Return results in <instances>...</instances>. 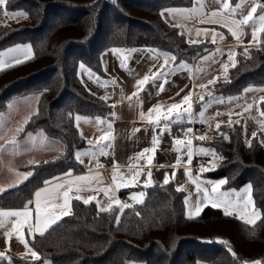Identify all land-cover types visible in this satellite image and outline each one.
I'll use <instances>...</instances> for the list:
<instances>
[{"label": "trees", "instance_id": "1", "mask_svg": "<svg viewBox=\"0 0 264 264\" xmlns=\"http://www.w3.org/2000/svg\"><path fill=\"white\" fill-rule=\"evenodd\" d=\"M191 3L192 0H6L0 6L1 13L14 9L23 13L19 18H0V49L23 41L32 47V58L0 70V110L12 95L37 92L36 108L19 133L41 128L62 144L57 154L29 163L32 175L27 179L3 188L0 204L23 205L35 186L60 173L84 168L75 149L85 140L68 113L104 115L112 107L82 81L79 61L106 75L101 52L107 46L149 45L170 53L175 57L173 61H191L211 45L208 40H188L177 23L161 16L164 8L188 7ZM213 81L208 94L227 95L239 93L244 87H264V34L256 43L237 48L226 75ZM258 106L264 112V99L258 100ZM220 125L216 133L199 135L207 136L205 141L195 137L192 163L200 165L205 161L208 170L201 173L224 176V186L249 181L254 204L261 214L254 225L234 213L226 215L211 204L189 219L185 191L177 190L173 178H168V184L154 180L145 187L142 198L123 212L115 204L112 210L101 212L95 202L85 204L71 198L67 215L62 214L43 235L28 237L38 260L8 248L0 264L264 262V143L258 135L253 139L254 133L245 135L242 116ZM196 157L202 161H196Z\"/></svg>", "mask_w": 264, "mask_h": 264}, {"label": "crops", "instance_id": "2", "mask_svg": "<svg viewBox=\"0 0 264 264\" xmlns=\"http://www.w3.org/2000/svg\"><path fill=\"white\" fill-rule=\"evenodd\" d=\"M231 3L234 6L236 1ZM248 6L250 5H247L243 9L245 14L247 12ZM220 8L221 4L214 2V0H192L191 5L188 7L171 6L162 10L164 13L163 16L177 23L179 27L185 32L188 40L203 39L211 42L210 46L196 54L191 61H173L171 59L172 56L170 53L162 52L149 45H135L128 47L125 52L120 50V54L113 53L111 48L104 51V53L101 52V60L106 71V75H99L105 77L106 81H99L92 76L90 77L85 71L80 70L81 77L91 84L93 88H90L87 86V84L86 86L106 98V100L111 103L112 107L111 110L104 115H84L79 113L71 114L76 126L77 122L75 121L74 117L76 115L82 117V120L78 123L77 128H79V132H82L83 137H85V144L82 147L80 146L75 149V156L78 151L81 153L80 159L83 160V163L81 164L84 165V168L80 170H69L44 181L32 189L27 203L23 205L0 204V211H20L25 207H28L32 210V216L30 217V220L31 222L35 223V193L43 188H51L57 183L66 184V182L69 180L75 181L77 177L82 176H88L92 179L87 182L82 181L78 184L74 183L72 185L70 197L79 196L83 199H86L88 196H97L100 202L99 206L101 207L108 206V203L110 202L109 197H111L113 200L120 201V196L122 193L129 194L135 199H141L143 195L141 196L140 194L144 193L146 187L145 184L149 179L147 175L149 172L151 173V182L154 180L164 181L167 175V178H173L176 186L182 187L184 189L186 196L185 201L187 200V203L185 202V212L187 214L189 210H192L194 215L196 214L194 211L196 207H199L201 211L204 205L211 204L206 203L202 195L198 197L193 181L199 182L202 189H210L212 186L211 182L225 179V177L211 176L201 173L199 169L201 167L205 168L204 165H207L205 161L203 164L199 165L192 163L191 159V163L189 164L187 162V152L189 149L184 147V145H175L174 139L178 138L184 141L191 140V142L192 139L182 135H177L175 134L174 130L177 126L187 125L191 119L194 118L197 123L204 124V126L207 125V127H209L211 130L209 133L217 132L216 126H211V122L219 115L224 114L227 110L237 106V102L240 101L239 99L242 96L233 99L225 107L221 106V103H219L220 108L218 110L213 111L212 109H209V112L199 116L197 113L200 112L201 104L199 105V103H197V90H200L204 95L208 94L209 90L206 88L209 84V80L204 81V78L211 76L212 71L210 70L211 67H215L216 65V55L221 54L224 57V54L228 53L230 50H236L237 48H240L246 44L256 43L261 36V33H258L257 40L253 42L251 36V27H243L242 30L237 33V36H233L232 32L236 31V29L230 23L225 26V20L230 21L232 19H238L240 18L239 14L235 16H229L227 12H224L222 13L224 19H218L217 21H214L210 14L213 10H219ZM168 9H180L185 14L178 12L175 15H172L166 11ZM17 12L21 13L20 11L16 10H11V12L5 11L3 13L7 17L13 16L10 14ZM258 14L259 10L257 15ZM198 32L199 34H197ZM213 33H215L214 37ZM213 38L215 39V42H213ZM18 46L31 47V44L28 41L15 42L0 49V53H7V55L0 56V59L5 61V65L15 62L16 58H24L21 52H8L9 49H14ZM207 52H211L210 54L212 55L214 52L215 55L210 57L211 65L205 71L203 78L199 80L197 78L196 64L198 59ZM164 54H167L168 56L167 64L164 63ZM123 62L126 64L125 68L121 66ZM107 65L110 68H108ZM162 65L163 67H161ZM109 69H111L113 73H111ZM119 70L122 72H119ZM158 70L168 73L166 82L165 78H154V74H158ZM145 75L149 76V80L142 86V88L138 89L137 83L139 80L143 79ZM219 76L220 75L218 74H214V78H212L211 81ZM198 81L199 85H197ZM201 85H204V87H200ZM161 86H163V90H161ZM242 91L239 93L242 94ZM134 93H138V95L134 96ZM189 94H191L190 100L187 103H181L183 97ZM220 96L225 97V95ZM129 97H131V99H129ZM172 103H180L181 108L179 111L182 113L184 109H187L190 106L191 113H185L183 118L180 120L175 119V114L173 113V118L171 120L165 121L162 119L158 126L151 122L155 120V113L149 116L148 114L150 109H153L154 106L159 105L161 113L166 114ZM8 104L9 102H7L6 106L0 111V114L5 111ZM113 105H115V107H113ZM31 112H29V114ZM141 113L144 114V119H141ZM27 116H23L19 121H11L12 124L10 123L8 125V127L11 126V129L8 128L9 130L1 133L0 142L4 144L7 142L6 139L9 140V137H11L10 140L13 141V138L18 136L24 137L26 135H30L33 139L37 136L38 145H41L46 139L45 136H47L41 128L36 129L35 131H27L24 134H20L19 131H17V129H20ZM98 120L110 122L112 124V128L108 129L107 123L98 124ZM165 124L168 125L167 129L164 128ZM210 126L213 128V130ZM106 132H110L111 134V143L105 145L104 152H106L108 147L112 145L114 154L107 163H103L99 159L100 152L98 149L90 148L89 151L92 150L91 152L86 150L84 152L81 148L89 147V145L86 143V140H92L95 144L98 138L101 135H104ZM205 134H207V132H205ZM154 137H158V143L156 145H153ZM153 148L155 149L154 151H149L142 159H137L139 154L144 149L151 150ZM194 148H196V146L192 142L190 149L192 152V158L194 155ZM26 151L29 152V148L26 149ZM149 156L152 157L150 163L147 162ZM178 158L181 160L179 164L176 163ZM30 162L31 161L27 159L14 161L3 160L2 163H0V188H5L22 180L24 178L23 174L29 173L30 171L29 167L26 166ZM114 167L117 171V177L115 181L113 180ZM187 169L191 170V176L186 175ZM138 170L140 174L136 175ZM68 173H71V175H67ZM173 173L175 174L173 175ZM123 184H132L133 186H121ZM248 185H250L249 181L243 182L239 186L221 185L220 191L230 193L228 198L235 201L237 197L233 190L240 192L241 198H246L247 194L243 192V189ZM78 187L82 188L83 190L79 192L76 191ZM89 188H111L113 190L106 195L103 191L97 193L96 191L88 190ZM251 197L253 200L252 193ZM29 201L32 203H28ZM70 202L71 198L69 200L68 209L55 210L58 217L63 214V211L68 212L70 208ZM57 203H62V200L57 201ZM254 207L256 211L260 213L259 207L255 204ZM220 208L224 211L223 205L220 206ZM228 211L233 212L238 217L240 215L239 208L230 207L228 208ZM13 219L16 218L0 217V220H3L5 225V227L0 228V252L4 253L6 249L10 248L21 255L31 256L28 248L32 249V247L28 241V237H31L35 233L30 235L27 227L22 228L19 233H16L13 230V225L11 222ZM8 232L13 233L11 237L7 236ZM18 236L20 237L19 239L17 238ZM2 264L16 263L13 261H5ZM42 264L49 263L44 262ZM187 264L207 263L196 260L193 263L191 262Z\"/></svg>", "mask_w": 264, "mask_h": 264}, {"label": "snow or ice", "instance_id": "3", "mask_svg": "<svg viewBox=\"0 0 264 264\" xmlns=\"http://www.w3.org/2000/svg\"><path fill=\"white\" fill-rule=\"evenodd\" d=\"M214 2H218L221 4V8L219 10H213L210 14L211 18L214 21H217L218 19H224V16L222 15V13L227 12V14L229 16H235L237 14H239L238 19H232V20H225V26H227V24H231L236 31L232 32L233 36H237V33L240 32L242 30L243 27H251V36H252V41L255 42L258 38L257 34L261 33L264 34V3H260L259 0H236L235 5L233 6L231 3V0H214ZM6 0H0V6L5 5ZM247 12L246 14L244 13L243 9L247 6ZM259 10V14L257 15ZM168 11L170 14L175 15L178 12L183 13L182 10L180 9H168L166 10ZM8 14V13H6ZM10 15L13 16H19V15H23V13H11ZM164 13H161V16L163 17ZM199 34V32L197 33ZM215 36V33H213V37ZM192 43H195V41H191ZM213 42H215V39L213 38ZM113 53L115 54H120V49H113L112 50ZM247 51V49H246ZM8 52H21L24 59H20V58H16L15 59V64H20L25 62L27 59L32 58V53H31V47L30 46H18L17 48L14 49H9ZM7 55V53H0V56H4ZM229 58L231 59L232 57V53H228ZM165 56V60L164 63L167 64L168 62V56L167 54H164ZM172 60H175V57H171ZM15 64L12 65H8L9 67L15 66ZM123 67V65H121ZM5 67V61L0 59V70H4ZM163 67V65L161 66ZM79 68L83 71H85L90 77L92 75L91 70L87 69L85 67V65L83 63H81L79 65ZM225 68V72L227 71V65L224 66ZM174 71V69H173ZM168 73L166 72H162L158 70V74H154V78H165V82H166V77H167ZM82 79V77H81ZM149 80V76L145 75L143 77V79L139 80L137 83V88H142V86ZM209 83H214V81H209ZM200 87H204V85H201ZM161 90H163V86H161ZM247 91V90H246ZM138 95V93H134L133 94ZM190 95H186L183 97V100L181 103H187L190 100ZM210 97V101L216 99L215 97L212 96L211 93L208 94ZM106 99V98H105ZM129 99H131V97H129ZM200 101L203 103L204 102V96H200ZM264 99V98H262ZM113 107H115V105H113ZM251 107V106H249ZM181 108V104L180 103H172L168 109V112L166 114H162L160 111V106H154L153 109L149 110V116H151L153 113H155V120L151 121L152 123H154L155 125H159L161 120H171L173 118V113L175 114V119L180 120L183 118L184 114H190L191 113V108L189 106V108L184 109L183 113L180 112ZM38 114V113H37ZM203 114V113H202ZM262 116H264V112L261 113ZM144 114L141 113V119H144ZM75 121L77 122V126L78 123L82 120V117L79 115H76L74 117ZM107 123V127L108 129L112 128V124L110 122L104 121V120H98V124H105ZM229 123L231 124V121H229ZM221 127V125L218 123L216 125V128L219 129ZM164 128L167 129L168 125L165 124ZM20 129H17V131H19ZM78 131L79 128H78ZM138 131V129H137ZM188 132H191L192 129L188 128L187 129ZM81 135V139H85V137H83L82 132L80 133ZM225 135V139H230L229 137ZM257 138V134H253V139ZM198 139L200 141H205L207 139V136L205 135H201L198 137ZM10 143H15V141H11ZM86 143L89 145L90 148H96L99 150L100 154L105 155L106 153H104V147L106 144L111 143V134L110 132H106L104 135H101L97 142L94 144L92 140H86ZM158 143V137H154L153 139V145H156ZM174 144L177 146L180 145H184V147L188 148L189 151L187 152L188 155V163H191V159H192V152H191V146H192V142L191 140H181V139H174ZM249 146H250V142H249ZM2 147V146H0ZM155 149H144L139 156L137 157V159H142L144 157V155L146 153H148L149 151H154ZM201 151L203 152L204 149H201ZM85 154H89V153H85ZM81 153L78 151L76 153V157L78 159V161L80 163H83V160L80 159ZM152 157L149 156L147 162L150 163L151 162ZM181 162V160L178 158L176 163L179 164ZM115 165V162H114ZM208 169H205L203 167H201L199 169L200 172L206 171ZM139 170L136 172V175H139ZM175 173H173L174 175ZM24 178L27 179L29 176L32 175L31 172L23 174ZM67 175H71V173H68ZM148 181L146 182L145 186H147L148 184L151 183V173L149 172L148 174ZM186 175L191 176V170L187 169L186 170ZM117 177V171L116 168L114 167L113 170V180L115 181ZM92 178L88 177V176H82V177H77L75 181L73 180H69L66 182V184L64 183H57L54 184L53 187L51 188H43L39 191H37L35 193V203H34V210L36 213V217H35V223L31 222L30 217L32 216V210L29 209L28 207H25L23 210L20 211H0V217H8V218H16L13 219L12 225H13V230L16 233H19L21 231L22 228L27 227V229L29 230V234L31 235L32 233H36L39 235H43L45 230L50 227L51 224L56 223L58 220V215L57 212L55 211L56 209H68L69 207V200L70 198H75V199H82V202L85 204H89L92 202H95L99 205V200L97 198V196H88L86 199H83L82 197L76 196V197H70V192L72 191V185L74 183H79V182H87L90 181ZM134 180V178H133ZM170 181L167 178H165L164 183L168 184ZM47 183V182H46ZM193 183L195 184V189H196V193L199 196L202 195L204 201L206 203H211V205L213 207H220V206H224V211L226 215H233V212L228 211V208H239L240 209V215L239 218L241 220H245L246 223L248 224H252L254 225L257 221L258 218L261 217V214L256 211L255 207H254V202L252 200L251 197V185L246 186L243 189V192L247 194L246 198H241V194L240 192H236V190H233V192H235L237 199L235 201L229 199L228 197L230 196V193L228 192H221L220 188L221 185H224L227 183L226 179H221L219 181H215V182H211L212 186L210 189L208 188H201V184L199 182L193 181ZM121 186H133L132 184H123ZM66 189V190H65ZM83 190L82 188H77L76 191H81ZM90 191H96L97 193L100 191H103L106 195L112 191L113 189L111 188H104V189H88ZM178 191H184V189L182 187H178L177 188ZM3 191H5V189L0 188V193H2ZM141 196L143 195V193L140 194ZM62 203L58 204L57 201H61ZM110 202L108 203V206L105 207H98V211H110L113 208V204H115L116 206L119 207L120 211L123 212L124 209L130 207L129 204L126 203H122L119 200H113L111 197H109ZM43 202V204H42ZM142 203V201H139ZM187 203V200L185 201ZM28 203H32L31 201H29ZM196 214H199L200 212V208L196 207L194 209ZM68 212L67 211H63V215H67ZM137 215H139V213H137ZM188 218L192 219L194 218L193 216V211L189 210L188 212ZM117 223H119V216H117ZM5 227L3 220H0V228ZM12 232H8L7 236L11 237L12 236ZM18 239L20 238L19 236L17 237ZM28 251L31 253L32 257L36 260L39 259V255L33 251L31 248H28ZM233 255H235L233 253ZM0 258H5V253L0 252ZM9 260L11 259L10 257L8 258ZM253 264H264V262L257 260L254 261Z\"/></svg>", "mask_w": 264, "mask_h": 264}, {"label": "rangeland", "instance_id": "4", "mask_svg": "<svg viewBox=\"0 0 264 264\" xmlns=\"http://www.w3.org/2000/svg\"><path fill=\"white\" fill-rule=\"evenodd\" d=\"M15 10V9H14ZM19 11V10H17ZM21 12V11H20ZM1 15H5L4 13H2ZM22 15H19L18 17L15 18H19ZM6 17V16H5ZM120 49L122 51H126L128 48L124 47V46H107L103 49V53L104 51H106L107 49ZM234 52L235 50H230L228 51V53H232V57L231 59L229 58L228 53L224 54V57L221 54L216 55V65L215 67H211V76L209 77H205V80H209L211 81L212 78H214V74H218L220 76H225L226 72H225V68L224 66L230 65L233 61H234ZM211 52H207L206 54L202 55L196 64V71H197V78L199 80H201L205 74V71L208 69V67L211 65L210 64V57H212L213 55H215V53L213 52V55L210 54ZM83 63L85 65V67L87 69L91 70L92 73V77L101 81H106V78L103 76H100L96 71H94L92 68H90L87 64H85L82 61L78 62V73L80 75V68L79 65ZM123 68H125L126 64L123 62L122 63ZM108 68H110L107 65ZM117 67V65H116ZM111 73H113L111 71V69H109ZM119 72H122L121 70H119ZM81 77V75H80ZM82 80L85 82V84H87V86H89L90 88H93V86L91 84H89L85 79L82 78ZM210 84V85H209ZM206 89H210L211 88V83H209ZM199 85V81L198 84ZM247 90V91H246ZM197 94H198V101L200 102L199 105L201 104V109L200 112H198L197 114L200 116L202 113L206 114L207 112H209V109H212L213 111L218 110L219 107V103H221V106L225 107L228 103H230L233 99L235 98H239L241 97L237 102V106L227 110L224 114L219 115L218 117H216V119H214L211 123V126H216L218 123L220 122H225L229 119L238 117V116H242L244 117V132L245 135L249 136L252 133H257L258 137L263 141L264 143V116L261 115L262 111L260 110L259 106H258V99L260 98H264V87H244L242 94L240 93H235V94H227L225 95V97H221L220 95H213V97H217L214 100L210 101V97L209 95H204L202 94V92L200 90H197ZM36 95L38 96V93L33 91V92H28L26 94H19V95H12L9 99V104L7 106V108L5 109L4 112H2V114H0V136L1 133L6 132L7 130L11 129V126L8 127V125L14 121H19L20 118H22L23 116H27L29 114V112H31L32 110H35L36 108ZM200 96H204V102L202 103L200 101ZM33 99V100H32ZM27 100V101H26ZM6 106V105H5ZM251 106V107H249ZM2 110V109H1ZM0 110V111H1ZM8 123V124H5ZM12 124V123H11ZM210 126V127H211ZM9 128V129H8ZM211 129L213 130V128L211 127ZM209 133L211 132V130L209 129V127H207V125H205V127L203 128V133ZM18 136V135H17ZM186 137V136H185ZM11 137H9V140L6 139L7 142H5L4 144L2 142H0V163H2L3 160H8V161H14V160H30L31 162L36 161L40 158H44L47 156H52L55 155L59 152L62 144L59 138L55 137V136H45V140L42 142L41 145H38V141H37V136L33 139L32 136L30 135H26L24 137H16L13 138V141H15V143H10L12 140H10ZM38 146V147H36ZM82 147V146H81ZM29 148V152L26 151V149ZM53 148V149H50ZM55 148V149H54ZM82 151L85 152L90 150V147H86V148H81ZM92 151V150H91ZM89 151V152H91ZM84 160L86 161V159L84 158ZM30 162V163H31ZM29 164H27L26 166H28ZM1 166V165H0ZM30 169V168H29ZM198 261H204L205 260H198ZM207 263V262H206ZM127 264H143L141 262H129Z\"/></svg>", "mask_w": 264, "mask_h": 264}, {"label": "built area", "instance_id": "5", "mask_svg": "<svg viewBox=\"0 0 264 264\" xmlns=\"http://www.w3.org/2000/svg\"><path fill=\"white\" fill-rule=\"evenodd\" d=\"M2 13L0 12V18L1 19H4L5 18V15H1ZM69 116H71V113H68ZM204 124H200V123H197L194 118L191 119V121L187 124V125H184V126H180L178 128H175V134L177 135H182V136H190L191 139H192V142L194 143V139L195 137L199 136L201 133H203V128H204ZM188 128H191L192 131L191 132H188L187 129ZM194 151H195V148H194ZM105 155H102L100 154L99 156V159L103 162V163H107L108 160L113 156L114 154V149H113V146L110 145L107 149ZM196 161L198 162H201L202 159L200 157H196L194 158ZM120 200L126 204H135L136 203V199L129 195V194H122L120 196Z\"/></svg>", "mask_w": 264, "mask_h": 264}]
</instances>
